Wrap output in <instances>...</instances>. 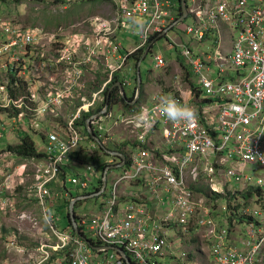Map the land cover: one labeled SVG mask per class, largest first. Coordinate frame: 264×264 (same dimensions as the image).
Wrapping results in <instances>:
<instances>
[{
	"label": "built area",
	"instance_id": "obj_1",
	"mask_svg": "<svg viewBox=\"0 0 264 264\" xmlns=\"http://www.w3.org/2000/svg\"><path fill=\"white\" fill-rule=\"evenodd\" d=\"M110 1L114 8L110 19L92 18L90 32L74 34L75 41L63 47H45L46 34L37 29L3 28L6 41L0 42V60L10 58L8 65L15 72L13 80L0 83V115L5 119H0V138L8 128H17L40 139L42 150L36 151L42 158L20 159L19 167L21 174L27 165L33 167L30 197L55 238L48 236L40 242L36 250L40 259L31 263L127 264L117 250L107 246L123 248L135 264H159V254L177 262L187 256L185 237L189 231L196 234L209 226L210 240L215 242L211 255L207 250L212 264H264V0H177L176 9L172 0ZM182 6L190 23L181 31L189 38L187 42L171 41L180 48L178 69H183L182 62L196 82L183 79L187 90L177 82L174 92H154L149 104L139 101L137 107L133 99L140 97L134 86L130 97L124 99L126 108L121 106L119 121L104 129L102 123L113 114L105 90L115 74L118 78L111 86L119 83L123 97L124 87L133 83L124 71L129 63L134 67L149 53L154 70L170 65L153 45L146 55L145 49L179 25ZM219 21L236 34L226 49L214 41L212 31ZM120 32L135 37L124 47L125 54H119ZM207 37L213 39V48L200 47ZM55 40L61 39L50 37ZM131 54L141 55L136 60L127 57ZM33 65L38 69L34 77L30 72ZM86 70L93 73L88 95L79 93ZM203 97L208 100L205 106L200 105ZM165 100L189 108L191 118L169 120L161 110ZM69 102L74 110L65 113ZM85 114L89 115L84 123L86 134L77 124ZM118 123L128 128L133 142L121 147L127 162L109 172L111 191L105 189L109 173L100 176L106 184L103 187L89 165L68 179L65 171L77 164L69 162V155L79 152L86 141L106 150ZM87 130L97 141L89 140ZM89 148L94 150L90 144ZM117 163L119 159L106 162ZM11 176L0 181V199L15 188ZM92 179L99 194L105 193L100 209L86 212L82 204L75 215L84 228L80 233L98 249L70 227L59 228V218L50 213L57 212L50 200L63 182L87 189ZM134 183L141 185L136 193L131 192ZM218 201L220 211L245 216V240L232 236L235 243L225 244L228 227L239 230L240 225L235 215L222 219L224 227L213 222L211 207ZM3 209L4 203L0 205V211Z\"/></svg>",
	"mask_w": 264,
	"mask_h": 264
},
{
	"label": "rangeland",
	"instance_id": "obj_2",
	"mask_svg": "<svg viewBox=\"0 0 264 264\" xmlns=\"http://www.w3.org/2000/svg\"><path fill=\"white\" fill-rule=\"evenodd\" d=\"M1 1L0 42L4 40L6 41V35L3 33V28L6 26H15L21 28L22 30L37 29L45 33L46 35L44 37L43 44L45 47H50L52 49L59 48L60 46L63 47L67 44H72V42L75 41L73 40L74 34L84 35L90 32L89 22L92 18L99 17L110 19L114 11L112 2L110 0ZM172 1L173 8L176 9L179 2L177 0ZM189 23L190 19H185L182 21L183 25H187ZM182 24L170 30L167 37L157 39L152 46L153 50H159L166 58H168L171 62L173 61L174 63H170V65L163 70H154L149 53L140 62L139 74L142 83L145 85L142 89H139L140 103H143L144 101L149 104V97L152 95V93L157 91L164 93L174 92V87L177 82L182 90L188 89V86L186 83H184L182 76L179 77V79L175 78V76L178 75L177 72H182L180 68L178 70L179 64H177L180 61V48L177 47L176 49L174 43L171 41V39H175V43H179L178 39H180L182 42L188 41L189 37L181 31L183 26ZM234 33L235 31H232V34ZM51 36H54L55 39L61 40L50 41ZM120 36L122 37L121 43L122 50L124 51V47H129L135 40V37L124 32H120ZM222 36V45H225L227 44L225 34L222 33ZM205 47L208 48L207 46ZM194 49L196 50L195 45ZM132 55L133 54L129 55L128 58H131ZM0 63H7L4 57L0 60ZM37 71V65L30 67V72L33 77L36 75ZM124 71L133 80L132 84L124 87L126 97H130L135 86L134 77L136 74V69L131 67V64L129 63V66L126 67ZM183 76L184 78L188 79L187 74H184ZM9 77L10 76L4 72V69L0 67V83H4L6 80L11 81ZM90 77L91 75L89 74L85 75L86 80H83V88L79 91L80 94L88 95L92 92ZM98 79L99 77H97L95 81ZM93 88L97 89L98 85H94ZM135 103L136 102L133 104ZM110 106V111L113 114L108 121L104 120L106 122L102 123L104 129L106 126H112L115 120L119 121V116L123 115V108L121 106L126 108L121 102H119V104L111 103ZM70 109L74 110V105L70 102L66 103L64 108L65 113H67ZM112 133L113 134L110 137L114 143H122L120 142L121 138L126 139V141H129L130 144L133 142L132 138L129 136L128 128H126L121 123H118V126L113 128ZM25 134H27V132L15 128L9 135L1 136L0 149H3L6 144H17L19 138L23 137ZM31 137L36 142V144L41 147L40 139L33 135H31ZM92 152H94V150L89 148L88 142H83L81 144L79 152H73L70 163L74 162L75 160L77 161V164L75 165L76 167H71L70 169L66 170L68 179H70L74 173H82L86 165L92 166L94 168L97 165L100 166L111 159L99 151H95L94 153ZM98 153L99 156L97 155ZM91 155H93V157H90ZM17 161H20V158L13 153L8 151L4 152V149L0 151V178H6L8 175H12L13 186L15 187L12 193L5 195L3 199H0V205L4 203V209L0 211V264H32L31 262H34V259H40V255L36 251L40 242L48 236L51 240L55 239L49 233L48 225L45 219L42 217L39 206L36 204L34 199L30 197L29 187L32 183L33 167L31 165H27L24 169V172L21 174L22 169L19 167V164L16 163ZM110 176L111 175L109 173L107 175V187L109 188H111ZM90 183L91 187L94 186L95 179H92V182ZM66 189L72 195H76L78 193L73 184H70L69 182L66 183ZM60 196L61 195H59V198ZM59 198H56V202ZM5 199H8V205H6L7 202ZM101 199L102 198L89 199L83 203L82 210L86 212H93L95 209H97V207H99ZM214 202H216V200ZM213 206L214 207H211V217H213L212 220L214 223L220 226V201H218L217 204L215 203ZM50 213L59 218V228L65 226L67 219L65 216H63L65 215L64 213ZM211 229L212 228L209 226H204L199 229V232L196 234L192 233L190 230L185 237L187 249H194V247L198 244L200 248L197 250V252L204 253L206 258L209 257L207 247L208 242H210ZM194 237H197L198 243L192 242V238ZM187 241H190V243L188 244ZM207 260L209 261V264H212L210 259ZM194 261H197L198 264H205L198 256H196ZM167 264H174V262L168 260Z\"/></svg>",
	"mask_w": 264,
	"mask_h": 264
},
{
	"label": "trees",
	"instance_id": "obj_3",
	"mask_svg": "<svg viewBox=\"0 0 264 264\" xmlns=\"http://www.w3.org/2000/svg\"><path fill=\"white\" fill-rule=\"evenodd\" d=\"M5 1V0H3ZM2 1L0 0V3ZM152 38H155V36L151 37L150 40ZM140 55L141 54H133L132 57L133 58H136V60H138L140 58ZM181 66L182 68L185 70V72H188L187 68L183 65V63L181 62ZM186 68V69H185ZM189 73V72H188ZM115 78L113 79V81L111 82V84L107 87V89L105 90V94H107V103L108 105L110 106L111 103H117V102H121L122 104L124 103L125 104V101H124V97H122L120 94H119V91H118V87L117 86H114V87H111V85L113 83L116 82L117 80V76L115 74L114 76ZM134 82H136V79L134 78ZM190 83V82H189ZM111 87V88H110ZM109 88V89H108ZM140 89H142V81L140 83ZM194 89V88H193ZM110 95V96H109ZM128 99V98H127ZM123 104V105H124ZM130 107V106H129ZM131 108V107H130ZM88 114H85L81 116V119L78 123L79 126H81L83 128V132L86 134V129L84 128V123L86 121V119L88 118ZM89 140H92L89 136ZM111 144V143H110ZM108 145L107 147H105L106 150H110L112 149L111 151H117V150H120V148L123 146V145H126L128 144L127 141H123L122 143L120 144H116L114 143L113 145ZM110 146V147H109ZM114 148V149H113ZM4 149V152L8 151V152H11L13 153L14 155L18 156L20 159H23V160H27V159H41L43 154L42 153H37L36 151V147H35V142L34 140L32 139L31 135L29 134H25L23 137H20L19 140H18V143L15 144V145H9V144H6L5 147L3 148ZM94 152L96 151H99L100 153L102 154H105L107 155L108 157H110L112 160H117L118 158L117 157H111L109 156L105 151L106 150H101V148L99 147V145H96V148H94ZM116 149V150H115ZM93 152V153H94ZM99 156V153L97 154ZM41 156V157H39ZM71 155H69V157H71ZM90 157H93V155H91ZM92 159V158H90ZM108 164L106 163H103V165L99 166L97 165L96 167H94L95 169V174L97 176V179H96V182L97 184L101 185L102 182H101V178H100V175H102V171L107 167ZM101 170V171H100ZM111 170H108L107 173H109ZM100 172V173H99ZM66 187V183L63 182V185L61 186L62 189H64ZM93 189L96 190V191H99L100 188H97L95 186H93ZM78 195L80 194L79 192L77 193ZM86 194H90V192L88 193H83L81 195H86ZM101 197H104L105 196V193L103 194H100ZM218 196V195H216ZM59 198V197H58ZM58 201L56 202V199L54 200L55 204L57 205H60L61 207L57 209V212H61V213H64L67 219V222H65V226L61 227V228H66V227H71L73 225V223H71L70 219H69V216H68V212H67V209H68V206H69V201L68 199H65L62 195L60 196L59 199H57ZM83 201H78L75 206H74V211L76 209V207L82 203ZM63 207V208H62ZM212 214V213H211ZM235 215L237 221H238V224L240 225L239 227V230L236 229V228H233V226H229L227 229V232H226V236H225V244H228V245H232L235 243V240L232 239V236H236L238 239L241 238V239H246V233L244 231V227L245 225H247V220H245V216H242V215H236L235 213H232V212H228L227 210H224V211H220V224H222V227H224V224L222 222V219L223 218H230ZM74 217L75 219H78V217L74 214ZM78 221V220H76ZM192 231V230H191ZM220 232V231H219ZM193 233V231H192ZM197 237H194L192 238V242H196L198 243L197 241ZM188 244L190 243V241H187ZM195 243V244H196ZM239 244V246H241V243L238 241L237 242ZM96 244V243H95ZM215 244L214 240H210V242H208V252L210 253L211 255V248L212 246ZM199 245L197 244L194 249H191V250H188L187 249V246L185 248L186 252H187V256L184 260H178L175 264H188L189 262L194 264V259L196 258V256H199L201 261L203 263H207L205 258L203 257L204 256V253L202 252H197V250L199 249ZM195 251V252H194ZM196 253V254H195ZM203 254V255H202ZM167 257L168 255H156V261L159 262V264H164V261L167 260ZM202 257V258H201ZM170 259V258H169ZM208 259L211 260L210 256L208 257ZM133 264H135V262H133Z\"/></svg>",
	"mask_w": 264,
	"mask_h": 264
},
{
	"label": "bare ground",
	"instance_id": "obj_4",
	"mask_svg": "<svg viewBox=\"0 0 264 264\" xmlns=\"http://www.w3.org/2000/svg\"><path fill=\"white\" fill-rule=\"evenodd\" d=\"M173 2V1H172ZM174 4H175V2H174ZM176 5V4H175ZM104 19H106V18H104ZM221 23H224V22H221V21H219V23H218V25H217V27L212 31L213 32V34H214V36H215V42H220V44H219V48H221V45H222V39H223V37H222V34H221V32H219V25H221ZM220 28L221 29H223V26L221 25L220 26ZM172 29H174V28H171V30ZM211 32V33H212ZM228 33V32H227ZM181 35H182V33H181ZM222 37L221 39H220V37ZM228 36L229 37H232L231 35H230V33H228ZM179 38V37H178ZM184 38V37H183ZM234 38V37H233ZM231 39V38H230ZM221 40V41H220ZM232 43V41L230 40V42H229V45ZM151 45H153V42L152 43H150ZM149 44V45H150ZM148 45V46H149ZM148 46H147V48H148ZM213 46V45H212ZM151 47V46H150ZM149 47V48H150ZM147 48L145 49V50H147ZM211 48H213V47H211ZM126 52H124L123 50H121L120 52H119V54H125ZM127 57H129V55L127 56ZM5 60H6V62L7 63H0V67L2 68V69H4V72L6 73V74H8L10 77V79L11 80H13L14 79V75H13V73L15 72H12L11 71V68H10V66L8 65V63L10 62V58H5ZM140 62L141 61H138V63L134 66V68L137 70V69H139V65H140ZM173 62V61H172ZM180 62V61H179ZM174 63V62H173ZM139 64V65H138ZM178 64V63H177ZM177 66V65H176ZM173 68V67H172ZM6 69V70H5ZM175 69V68H174ZM186 69V68H185ZM179 70V69H178ZM181 71L182 72H177V74L181 77L182 76V79H184V80H186L187 82L189 81V82H193V83H195L196 82V80L194 79V78H192L191 77V74L190 73H188V72H185V70L184 69H181ZM91 75V77L93 76V73L90 71V70H86V74L85 75ZM184 74H187V77H188V79H186V78H184ZM172 75V74H171ZM85 77V76H84ZM115 78V77H114ZM117 81V80H116ZM111 84V83H110ZM107 89V88H106ZM109 89V88H108ZM193 89V88H192ZM110 96V95H109ZM133 99V98H132ZM136 103L135 104H133V106H136L137 107V105H138V103H139V100H135V99H133ZM144 102V101H143ZM118 104H119V102H117ZM208 103V100L205 98V97H203L202 98V101H201V103H200V105L201 106H205L206 104ZM129 108V107H128ZM85 116V115H84ZM53 122H48V124H52ZM78 124V123H77ZM86 142H88V141H86ZM89 143V142H88ZM89 144H91V146L94 148V146H95V148H96V144H94L93 142H90ZM114 149V148H113ZM95 150V149H94ZM116 150V149H115ZM103 151V150H102ZM74 152V151H73ZM91 153V152H90ZM93 153V152H92ZM123 156H124V158L122 159V160H120V163L119 164H121L122 163V165L123 164H125L126 162H127V159H126V155L124 154V153H121ZM73 155V154H72ZM111 156V155H110ZM39 157H41V156H39ZM70 158V157H69ZM32 159V158H31ZM74 159V158H73ZM109 159V158H108ZM71 161V160H70ZM69 161V162H70ZM106 163V162H105ZM118 163L117 164H115V165H107V167L102 171V173H104V172H106V171H108V170H114V169H112L111 168V166H116V165H119ZM103 165V164H102ZM101 165V166H102ZM121 165V166H122ZM93 168V167H92ZM111 168V169H110ZM119 168V167H118ZM70 169V168H69ZM83 169V168H82ZM115 169H117V168H115ZM65 173H66V171H65ZM101 176V175H100ZM103 185V184H102ZM105 185L106 184H104V187H105ZM78 192L79 191H81V192H79L80 194L79 195H81V194H83V193H88V192H90V194H86V195H83L84 196V198L81 200V201H83L82 203H80L77 207H76V209H75V211H74V206H75V204L78 202V201H80V200H78L77 199V196H79L78 194H76V195H72L70 192H68L67 191V189H66V187L64 188V189H60L59 190V192H58V194H54L53 195V197H52V199L50 200V202H52V204H54V206H55V209L57 210L58 208H60L61 206L60 205H57V204H55V202H54V200L57 198V197H59V195H62L65 199H68V201H69V204H70V202H72L73 203V213L75 214L78 210H79V207L84 203V202H86V201H88L89 199H92V198H102L101 199V201L103 200V197H101V195L99 194V191H96V190H94L93 189V187H91V183H90V187L89 188H87V189H79V188H75ZM105 189H107L109 192L111 191V188H109V187H107V185H106V187H105ZM65 193H68V196L67 197H65ZM101 201H100V203H101ZM36 202V201H35ZM37 204V203H36ZM69 207V206H68ZM63 208V207H62ZM218 208V207H217ZM99 209H100V206L99 207H97V209H95L96 211H99ZM67 212H68V209H67ZM77 224H78V227H79V230H82V229H84L83 228V225H81L80 223H78L77 222ZM47 228V227H46ZM70 229H71V231L72 232H76L75 231V229H74V226L72 225L71 227H70ZM19 238V237H18ZM95 243V242H94ZM2 257V256H1Z\"/></svg>",
	"mask_w": 264,
	"mask_h": 264
},
{
	"label": "water",
	"instance_id": "obj_5",
	"mask_svg": "<svg viewBox=\"0 0 264 264\" xmlns=\"http://www.w3.org/2000/svg\"><path fill=\"white\" fill-rule=\"evenodd\" d=\"M181 2L183 3L184 0H181ZM185 16H186V10H185L184 6H182V16L178 19V22L182 21V20L185 18ZM175 24H176V23H175ZM150 46H151V44L148 46V48H147V50L145 51V54H144V55L147 54V51H148V49H149ZM138 65H139V64H138ZM140 82H141V79H140L139 69H137V70H136V88H137L138 90H139V88H140ZM115 86L120 87V84L117 83ZM122 95H123V97L125 98L124 94H122ZM87 133L89 134V136H90L93 140L97 141V139H96L94 133H93L91 130H87ZM107 152H108L107 154H109V155H111V156H116V157H118L120 160H122V159L124 158V156H123L121 153H115V152H111V151H107ZM121 165H122V163L119 164V165H116V166H111V168H112V169H115V168L120 167ZM111 168H110V169H111ZM103 187H104V182H103ZM78 198H81V197H78ZM68 216H69V219H70L71 223H73V226H74V229H75L76 233L80 234V235H81V236H82V237H83V238H84V239H85V240L91 245V247H93L94 249H98V248H99L98 246L94 245L93 242H92L89 238H87L86 236H84L83 234L80 233V230H79V227H78L77 221H76V219L74 218V213H73V203H72V202H70L69 207H68ZM107 248H108V249H114V250H117V251L123 256V258L125 259V261H126L127 264H133V262H132L130 256L126 253V251H125L123 248L118 247V246H107Z\"/></svg>",
	"mask_w": 264,
	"mask_h": 264
},
{
	"label": "crops",
	"instance_id": "obj_6",
	"mask_svg": "<svg viewBox=\"0 0 264 264\" xmlns=\"http://www.w3.org/2000/svg\"><path fill=\"white\" fill-rule=\"evenodd\" d=\"M185 18H186V16H185ZM185 18L183 19V20H185ZM188 19H190L189 17H187L186 18V20H188ZM180 24H182V23H179V25ZM183 25V24H182ZM223 26V29H221L220 28V26ZM221 25H219V32H221V34L222 33H224L225 34V39L227 40V44H225V45H221V49H226V48H228L229 47V42H230V38H233V37H235L236 36V34H232V31L230 30V29H228V27H227V25L225 24V23H221ZM178 26V25H177ZM176 26V27H177ZM183 27H184V25L182 26V29H183ZM230 33V35L232 36V37H229L228 36V33ZM220 37V36H219ZM223 37V36H222ZM222 37H220V39L222 38ZM212 45H214V41H213V39L211 38V37H207L206 38V40L204 41V44H201L200 45V47L202 46V47H205V46H207L208 48H206V49H210L211 47H212ZM127 50L125 49L124 50V52H126ZM170 63H172L171 61H170ZM145 85L143 84L142 85V88L144 87ZM153 94V93H152ZM198 96V95H197ZM0 119H3V120H5L4 119V117L2 116V115H0ZM13 130H10L9 128L7 129V132H3V134H2V136H4V135H9L11 132H12ZM30 135V134H29ZM122 139V138H121ZM35 142V141H34ZM121 142V141H120ZM114 144V142H111V144L110 145H113ZM116 144H120L119 142L118 143H116ZM35 146H36V148H38L37 149V151H41L42 150V143H41V147L40 146H38L37 144H36V142H35ZM110 147V146H109ZM3 149H0V151H2ZM112 149H110V150H106V153H108L107 151H111ZM111 152H115V153H123L122 152V150H121V148H120V150H117V151H111ZM109 155V154H108ZM110 156V155H109ZM111 157H113V156H111ZM114 157H116V156H114ZM118 158V157H117ZM113 159V158H112ZM111 159V160H112ZM119 159V158H118ZM17 164H20V161H17L16 162ZM114 171H116V169H114ZM3 175V174H2ZM2 179L3 178H0V181H2ZM13 179V176H11V180ZM13 181V180H12ZM138 190H141V185H140V183H134L133 185H132V189H131V192H134V193H136L135 191H138ZM168 260H171L172 262H174V264L176 263L174 260H172V259H169V258H167V260H165L164 261V264H167V262H168ZM162 264V263H161ZM206 264H209V263H206Z\"/></svg>",
	"mask_w": 264,
	"mask_h": 264
},
{
	"label": "clouds",
	"instance_id": "obj_7",
	"mask_svg": "<svg viewBox=\"0 0 264 264\" xmlns=\"http://www.w3.org/2000/svg\"><path fill=\"white\" fill-rule=\"evenodd\" d=\"M182 21L177 22V23H182ZM188 72H189V70H188ZM140 79H141V77H140ZM142 85H143V83H142ZM114 86H111V87H114ZM118 88H120V87H118ZM135 88H136V82H135ZM123 93L125 96L124 99L127 100V98H129V97H126L125 92H123ZM139 97H140V91H139ZM161 110L165 113V115L168 117V119L172 120V121H177V120H181V119L189 120L191 118V115H192L191 110L189 108L179 106L174 100L163 101ZM204 257H205V255H204Z\"/></svg>",
	"mask_w": 264,
	"mask_h": 264
}]
</instances>
